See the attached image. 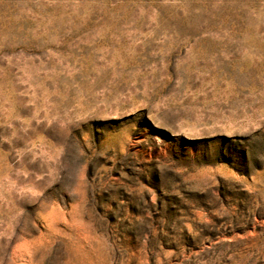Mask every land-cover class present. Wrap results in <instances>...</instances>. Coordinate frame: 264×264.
Here are the masks:
<instances>
[{
	"label": "rangeland",
	"instance_id": "374dc122",
	"mask_svg": "<svg viewBox=\"0 0 264 264\" xmlns=\"http://www.w3.org/2000/svg\"><path fill=\"white\" fill-rule=\"evenodd\" d=\"M0 264H264V0H0Z\"/></svg>",
	"mask_w": 264,
	"mask_h": 264
}]
</instances>
